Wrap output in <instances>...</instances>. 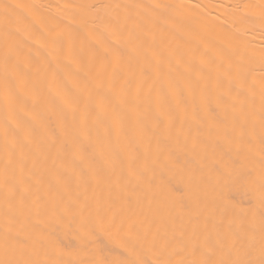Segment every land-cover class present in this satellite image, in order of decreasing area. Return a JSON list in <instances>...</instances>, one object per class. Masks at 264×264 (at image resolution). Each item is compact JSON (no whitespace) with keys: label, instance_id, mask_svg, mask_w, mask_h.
Returning a JSON list of instances; mask_svg holds the SVG:
<instances>
[{"label":"bare ground","instance_id":"1","mask_svg":"<svg viewBox=\"0 0 264 264\" xmlns=\"http://www.w3.org/2000/svg\"><path fill=\"white\" fill-rule=\"evenodd\" d=\"M0 264H264V0H0Z\"/></svg>","mask_w":264,"mask_h":264}]
</instances>
